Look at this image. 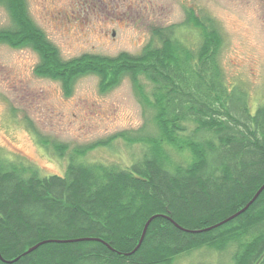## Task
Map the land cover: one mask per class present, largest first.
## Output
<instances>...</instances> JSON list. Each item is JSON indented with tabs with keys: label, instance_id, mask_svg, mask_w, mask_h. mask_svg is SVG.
I'll return each mask as SVG.
<instances>
[{
	"label": "trees",
	"instance_id": "16d2710c",
	"mask_svg": "<svg viewBox=\"0 0 264 264\" xmlns=\"http://www.w3.org/2000/svg\"><path fill=\"white\" fill-rule=\"evenodd\" d=\"M0 5L10 19L0 44L30 47L38 56L35 75L59 81L66 95L81 76H98L101 92L127 76L154 127L153 134L116 132L72 148L62 174L42 175L0 156V264H172L203 245H234L230 264H264V188L244 211L202 230L241 209L264 183V105L250 110L247 92L228 85L219 63L222 37L208 15L185 7L181 25L198 29L195 49L171 24L155 28L159 44L139 54L63 59L26 0ZM37 137L64 157L66 144ZM117 138L142 144L141 155L125 167L83 160Z\"/></svg>",
	"mask_w": 264,
	"mask_h": 264
},
{
	"label": "rangeland",
	"instance_id": "374dc122",
	"mask_svg": "<svg viewBox=\"0 0 264 264\" xmlns=\"http://www.w3.org/2000/svg\"><path fill=\"white\" fill-rule=\"evenodd\" d=\"M26 4L63 59L85 52L139 54L145 45L159 44L155 28L171 24L179 25V41L195 49L198 29L181 25L185 7L193 8L198 15H208L220 32L219 63L228 85L247 92L250 110L264 105V0H26ZM9 25L0 5V28ZM37 62L30 47L0 44V156L32 164L42 175L62 174L76 146L116 132L154 133L150 110L137 97L129 77L101 92L98 76H81L66 95L59 81L34 74ZM142 82L149 92L147 81ZM37 132L66 144L64 157L43 147ZM142 149L140 143L117 138L109 146L88 151L83 160L125 167ZM233 251L234 245L224 251L203 245L176 255L172 264H230Z\"/></svg>",
	"mask_w": 264,
	"mask_h": 264
},
{
	"label": "water",
	"instance_id": "95a60500",
	"mask_svg": "<svg viewBox=\"0 0 264 264\" xmlns=\"http://www.w3.org/2000/svg\"><path fill=\"white\" fill-rule=\"evenodd\" d=\"M263 188H264V183H263L262 185H260V187L256 190V192H255L254 195L251 197V199H250V200H249V201H248V202H247V203H246L241 209H239V210L236 211L235 213L231 214V215L228 216L227 218L221 220L220 222H218V223H216V224H214V225H212V226H210V227H208V228L202 229V230H206V229H209V228H211V227H214V226H216V225H218V224H221L222 222L227 221L228 219H231V218H233L234 216L238 215L240 212L244 211V210L249 206V204L252 203V201L258 196V194L261 192V190H262ZM157 215H160V214L152 215V216H150V217L146 220V222H145V224H144V226H143V229H142V232H141V235H140L139 241H138L137 245L134 247L133 251H134V250L140 245V243H141V241H142V239H143V236H144V234H145V231H146V229H147V226H148L149 222H150L155 216H157ZM171 221L174 223L175 226H177L178 228H181L180 225H178L175 221H173L172 219H171ZM85 239H88V238H85ZM78 240H79V239H78ZM45 241H47V240L39 241L38 243H36V244L30 246L25 252H26V253H27V252H30L31 250L35 249L38 245H40L41 243H44ZM0 259H2L1 256H0Z\"/></svg>",
	"mask_w": 264,
	"mask_h": 264
}]
</instances>
